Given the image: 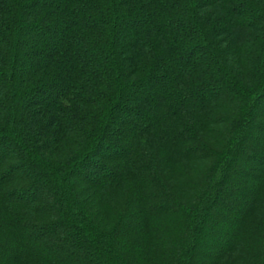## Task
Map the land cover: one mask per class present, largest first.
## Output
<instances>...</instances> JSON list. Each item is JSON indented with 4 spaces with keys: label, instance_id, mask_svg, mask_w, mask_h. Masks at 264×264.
<instances>
[{
    "label": "trees",
    "instance_id": "1",
    "mask_svg": "<svg viewBox=\"0 0 264 264\" xmlns=\"http://www.w3.org/2000/svg\"><path fill=\"white\" fill-rule=\"evenodd\" d=\"M0 264H264V0H0Z\"/></svg>",
    "mask_w": 264,
    "mask_h": 264
}]
</instances>
